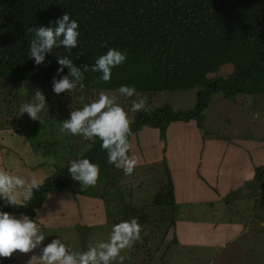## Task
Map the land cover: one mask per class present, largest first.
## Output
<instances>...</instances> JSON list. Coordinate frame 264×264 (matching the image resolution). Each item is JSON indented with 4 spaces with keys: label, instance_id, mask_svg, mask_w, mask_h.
<instances>
[{
    "label": "trees",
    "instance_id": "obj_1",
    "mask_svg": "<svg viewBox=\"0 0 264 264\" xmlns=\"http://www.w3.org/2000/svg\"><path fill=\"white\" fill-rule=\"evenodd\" d=\"M65 12L79 22V45L68 54L82 71L88 65V70L84 71L82 90L118 89L121 85H134L136 92L155 95L170 89L199 88L196 103L190 109H175L170 104H164L136 113L130 123L131 134L145 126L159 128L164 133L172 122L193 119L202 127L205 110L213 95L218 93L235 101L242 94H264V0H0L2 86L9 88L19 79L32 81L35 90L41 89L54 107L58 122L65 119L68 93L67 90L59 95L53 93L51 81L58 67L56 55L66 53L61 46V49L46 54L47 65H35L34 58L27 55L28 43L33 36L27 29L42 24L48 26L49 21L54 22ZM108 48L126 52L127 59L114 67L111 79L104 82L98 79L99 72L91 71V66ZM228 63L235 67L232 77L220 79L208 76ZM64 74H67L66 67L60 75ZM35 90L25 100L31 98ZM28 122L23 127H17L16 132L21 133L28 126L34 129L40 127L36 124L38 122ZM21 124L23 122L18 123ZM62 136L65 141L79 137L71 134ZM100 143L99 139L83 140L81 144L85 145L86 150L77 156L73 151L76 147L69 144L68 149L74 154L71 160L87 156L95 161L100 168L96 183L101 187L99 196L105 202L111 223L131 220L135 218L128 215L134 211L132 204H125L121 208L123 213L118 217L119 203L118 208L111 203V199L115 203L117 201L115 196L110 199V194L123 191L119 184L110 189L109 181L117 180L120 177L117 172L123 170L107 163V153L100 148ZM39 145L49 148L47 143L43 145L39 142ZM36 147L40 151L38 144ZM45 156H51L54 173L46 179L40 191L34 193L30 204L7 206L5 211L10 214L27 213L33 217L53 191H73L70 184L80 185L70 179L67 165H62L49 149ZM15 157V162H20V156ZM166 168L168 177L164 185L159 186L155 203L175 211L174 184ZM263 175L264 166L256 167V180H261ZM86 193L94 196L87 190ZM135 219L138 222V218ZM175 221L173 215L171 226ZM171 241L178 242L177 236L174 235ZM5 260L8 262L9 259Z\"/></svg>",
    "mask_w": 264,
    "mask_h": 264
},
{
    "label": "rangeland",
    "instance_id": "obj_2",
    "mask_svg": "<svg viewBox=\"0 0 264 264\" xmlns=\"http://www.w3.org/2000/svg\"><path fill=\"white\" fill-rule=\"evenodd\" d=\"M234 72V65L228 63L221 66L216 72L210 73L208 76L210 78L227 79L232 77ZM8 75L10 74L8 73ZM14 76L18 77L17 74ZM0 82V169H6L14 174L19 172L20 175L25 177H29L33 174L50 177L54 173V167L51 164L53 160L51 161L49 158L51 156L45 158L47 149H49L50 153L59 158L62 165H67L74 154L77 156L86 150L84 149L85 145L81 144L84 139L80 136L78 138H67V142L63 136L61 137L58 131L59 122L61 120L58 122L53 110L54 107L49 104V101L48 111L46 109L45 112L42 113V122L40 123L39 121L32 120L33 122H38L36 124L40 127L34 129V127L28 126L27 129L23 128L21 133H17V127H23L29 123L28 121H31L26 113L19 116L18 109L21 103L31 99L25 100L27 95L35 90V85H33L32 81L19 79L15 81L14 85L11 86L9 84V88H4L2 86L4 81L1 79ZM198 89L199 88L170 89L159 91L155 95L136 92V95L132 97L121 96L116 91L117 89H77L73 90L71 93L67 91L66 93H68V96L66 95V102L68 103V109H65L64 117L65 119L68 118L71 110L81 108L83 104L97 99L101 92L116 96L118 98V103L125 108V111L131 108L132 101H138L140 98L145 100V107L140 110V112L149 111L161 107L164 104H170L175 109H190L196 103ZM251 96L248 94L238 96V102L243 104L244 109L246 108L247 110L245 118H243L241 114L234 115L233 111L232 115L234 116L226 114L224 115L225 118H223L222 121L216 122L215 125L210 122V118H213L215 110L218 109V104L215 101L211 102L205 110L203 122L205 130L208 129V131L212 133L221 135L228 132L229 134L238 133V135L249 137V139L252 137L258 140L264 139V94L254 97ZM218 97L223 98L226 96L222 93H218L213 95L212 100ZM230 102L234 103L232 101ZM227 110L228 112L232 111L231 109ZM248 111L250 114H248ZM136 113L138 112H128L130 121L134 120ZM20 122H23V124L18 125ZM149 138L151 141H155L154 135H150ZM56 140L58 142L54 143ZM39 142L43 145L44 143L49 144V148L40 146ZM165 142L167 143L168 140L166 139ZM37 144L40 147V151H37ZM69 144H73L74 148L76 147L73 149L74 154L69 151ZM16 152H18V154H16ZM16 155L20 156V162H22L19 166L18 163L15 162V159H17V157H15ZM9 160L10 167L8 168L7 164ZM30 163L33 167H30ZM166 166L165 162L160 161L148 163L139 169H137L138 166H135L131 175H125L122 171H118L117 174H120V177L115 181H109L110 189L118 187V184L122 187L121 189L123 192H119L118 194L113 192L109 196L110 199L112 198L111 196H115L116 203L111 199V203L114 207L118 208L117 203H119L120 209L118 210V217L123 213L121 208L124 207L125 204L128 206L132 204L134 211H132V213L129 212L128 215L130 218H138V223L141 225L140 238L134 241L131 247L121 250L120 255L124 257L123 260L117 258L113 262L117 264H125L126 262L129 264H245L241 262V260L244 256H248L247 259L249 262L247 264H256V261L253 259L259 258L255 256L257 251L264 255V244H258V242L251 237L253 238L252 242L245 234L242 237H238V240L230 243V246L236 248V252L234 251L232 253V257L227 262H223V257L218 253L217 248L181 246L177 244V242L171 241L174 236L172 233L169 234L168 231L172 230L171 219L173 215H175V219L179 216L191 217V215L199 219L204 217L213 219L212 221L230 218L235 219L240 216L242 210L246 209V201L232 198L228 206L222 204L218 207L220 210L219 214H215L213 205L203 203L190 205V208L186 206L179 211L176 209L175 213L172 215L174 209L160 207L155 203V200L159 196V186L164 185L168 177ZM75 186L70 184V187L74 188L73 193L76 194L73 196L75 201H77L79 196L84 195H89L92 201L101 200L99 196L101 187L99 184L87 187L78 185L77 188H75ZM86 190L88 193H93L94 196L87 194ZM234 200L237 201L234 203ZM262 200H264V197ZM221 209H223V213ZM258 211L259 209H253L250 214L249 212L246 214V221L249 227L255 231L252 233L254 237H257L259 234V231L255 229V226L258 227V224L254 225L253 221ZM106 232L107 237L104 241L109 238L111 233L110 229ZM84 236L91 242L88 234H84ZM81 238L82 236L79 238V241ZM68 242L71 245L75 243L73 240H69ZM241 244H246L247 250L237 254V247ZM82 249L85 250L84 248ZM251 249H253V251H251ZM262 258H264V256Z\"/></svg>",
    "mask_w": 264,
    "mask_h": 264
},
{
    "label": "crops",
    "instance_id": "obj_3",
    "mask_svg": "<svg viewBox=\"0 0 264 264\" xmlns=\"http://www.w3.org/2000/svg\"><path fill=\"white\" fill-rule=\"evenodd\" d=\"M254 96L257 95L251 97ZM238 99L239 97L235 101L227 96L211 99L210 103L217 102L218 109L210 122L215 125L226 114H241L245 118L247 110ZM227 109L232 111L228 112ZM150 135L155 136L154 142L149 138ZM130 145L129 155L137 159V169L148 163L165 160L174 184L178 211L186 206L190 208V205L209 203L213 205L215 214H219L218 207L222 204L228 206L232 198L246 201V209L242 210L239 217H234L235 219L212 221L213 219H199L194 215L179 216L171 227L172 230L168 231L169 234L177 236V244L217 248L223 262H227L236 249L230 243L244 234L252 242L254 238L258 244H264V175L261 180H256V167L264 166V139H249L238 133L215 134L205 130L204 126H199L193 119L172 122L164 133L159 128L145 126L138 133L131 134ZM17 163L19 166L21 162ZM7 167H10V160ZM75 195L73 191H53L33 216L36 218L38 215L39 221L44 225L42 231L45 240L28 253L14 251L10 256L0 258V264H29L33 255L39 256L42 247L58 236L73 251H81L82 248L86 250L87 247L104 241L107 237L106 231H111L114 224L110 221L104 200L100 198L101 200L92 201L89 195H84L75 201ZM253 209H259L253 218L254 225L258 224V227L255 226L259 231L257 237L252 235L255 231L246 221L247 212L250 214ZM221 210L223 213V209ZM174 213L175 211L172 214ZM249 231L251 232L247 233ZM84 234H88L91 242ZM69 240L75 241L74 245ZM237 249V254H240L247 250V246L241 244ZM255 256L259 257L253 259L256 264H264V255L257 251ZM247 258L248 256H244L241 262L247 264ZM5 259H9L8 262Z\"/></svg>",
    "mask_w": 264,
    "mask_h": 264
},
{
    "label": "clouds",
    "instance_id": "obj_4",
    "mask_svg": "<svg viewBox=\"0 0 264 264\" xmlns=\"http://www.w3.org/2000/svg\"><path fill=\"white\" fill-rule=\"evenodd\" d=\"M33 33L28 43L27 55L33 59L35 65H47L46 54L54 49L65 51V55H56V74L52 77V92L59 95L67 90L84 88V71L73 63L71 49L79 45V22L70 18L65 12L48 26L43 24L27 29ZM127 59V53L117 48L99 55L91 71L99 72V80L107 82L111 79L112 69L120 66ZM67 68V74L60 75ZM57 76L59 78H57ZM123 97L136 95L134 85H121L116 90ZM145 107V100L140 98L131 103V108H125L118 103L114 95L101 92L98 98L83 104L81 108L71 110L68 118L59 122L60 134L79 135L84 140H100V148L107 153V163L123 170L125 175H131L138 161L130 156L129 136L131 134L128 112H139ZM48 111V101L45 94L37 88L31 99L19 105V116L27 114L33 121L42 122V113ZM67 173L71 180L79 182L81 187L96 185L100 176L99 165L87 156L69 160ZM48 177L31 175L25 177L14 174L6 169H0V258L8 257L14 251L28 253L36 249L45 240L42 231L44 225L27 213L19 216L5 211L7 206H27L39 192ZM141 225L135 218L114 223L106 241H100L87 247L86 250L73 251L63 238L57 237L45 244L39 256L33 255L29 264H112L117 258L123 260L121 250L131 247L140 238Z\"/></svg>",
    "mask_w": 264,
    "mask_h": 264
}]
</instances>
